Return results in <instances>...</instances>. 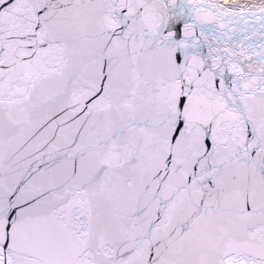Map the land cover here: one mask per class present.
<instances>
[{
    "label": "snow or ice",
    "instance_id": "snow-or-ice-1",
    "mask_svg": "<svg viewBox=\"0 0 264 264\" xmlns=\"http://www.w3.org/2000/svg\"><path fill=\"white\" fill-rule=\"evenodd\" d=\"M0 264H264V0H0Z\"/></svg>",
    "mask_w": 264,
    "mask_h": 264
}]
</instances>
